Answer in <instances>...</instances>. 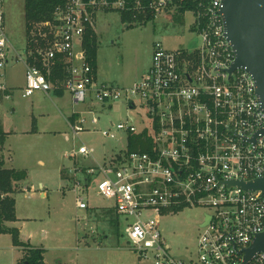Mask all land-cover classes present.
Listing matches in <instances>:
<instances>
[{
	"label": "built area",
	"instance_id": "obj_1",
	"mask_svg": "<svg viewBox=\"0 0 264 264\" xmlns=\"http://www.w3.org/2000/svg\"><path fill=\"white\" fill-rule=\"evenodd\" d=\"M6 1L15 0H0V93L10 97L6 67L15 60L26 68L24 97L64 91L73 105H81V110H73L74 137L90 133L89 124L99 123L94 107L121 102L131 109L139 104L145 111L141 128L132 119L116 125L110 121L102 135L119 142L124 138L125 146L103 162L96 160L92 167L78 163V157L96 159V149L74 147L75 167L69 179L77 207L87 213L92 189L112 201L116 218H122V234L153 264H187L170 253L162 219L166 213L201 207L205 217L200 223L198 263L190 259L189 264L243 262L241 250L264 232V194L227 182L264 178V109L251 72L232 68L236 55L225 36L223 1L16 0L52 4L50 16L26 17L21 48L7 31ZM110 11L129 15L124 21L128 25L145 23L149 15L155 19L161 14L172 18L188 14L193 20L190 30L200 41L192 49L178 50L156 42L150 66L139 81L126 87L102 82L88 57L85 38L90 29L96 31L98 15ZM146 129L151 149L129 151V135ZM77 220H84L83 215ZM247 264H264V252Z\"/></svg>",
	"mask_w": 264,
	"mask_h": 264
},
{
	"label": "rangeland",
	"instance_id": "obj_2",
	"mask_svg": "<svg viewBox=\"0 0 264 264\" xmlns=\"http://www.w3.org/2000/svg\"><path fill=\"white\" fill-rule=\"evenodd\" d=\"M4 11L8 34L21 48L27 23L25 4L6 1ZM96 22L97 76L100 81L122 87L143 77L156 42H162L166 49L178 50L192 49L200 41L190 30L193 20L188 14L173 18L161 14L148 22L129 26L122 21L119 11H110L100 13ZM25 73L23 63L11 60L6 67L10 97L0 93V136H5L0 155L4 156L5 167L25 170L28 174L21 189L14 193L17 220L7 224L19 229L23 241L44 248L47 264H153L151 257L142 258L136 253L122 234V218H116L108 209L113 202L97 196L92 189L88 201L94 208L87 210L86 215L76 205L69 179V171L75 167L71 157L75 146H92L96 149V160L103 162L105 155L109 158L124 148L125 139L119 142L106 138L102 131L108 130L110 121L116 125L127 119L141 128L144 109L139 104L131 109L121 102L108 108L94 107L99 123L89 124L90 133L74 137L67 117L73 110H81V105H73L67 92L61 97L53 91L49 94L39 91L24 97ZM91 116L88 115L89 120ZM76 159L88 167L95 164L93 158ZM43 190L47 193L44 197ZM204 212L201 207H186L164 214L162 234L173 256L186 255L198 263L197 243ZM82 215L84 220L79 222L77 218ZM19 258L20 251L15 248L12 235L0 234V264H17Z\"/></svg>",
	"mask_w": 264,
	"mask_h": 264
},
{
	"label": "water",
	"instance_id": "obj_3",
	"mask_svg": "<svg viewBox=\"0 0 264 264\" xmlns=\"http://www.w3.org/2000/svg\"><path fill=\"white\" fill-rule=\"evenodd\" d=\"M222 1L225 36L233 45L236 55L232 68L243 67L251 72L264 109V0ZM227 184L230 187L239 185L245 190H261L264 194V178H256L253 181L235 179ZM209 220L210 216L201 225H205ZM241 251L244 252V261L240 264H247L257 253L264 252V232L256 235L253 242ZM178 258L187 264L190 263V258L186 255Z\"/></svg>",
	"mask_w": 264,
	"mask_h": 264
},
{
	"label": "trees",
	"instance_id": "obj_4",
	"mask_svg": "<svg viewBox=\"0 0 264 264\" xmlns=\"http://www.w3.org/2000/svg\"><path fill=\"white\" fill-rule=\"evenodd\" d=\"M26 17L30 19H44L50 16L52 4L48 1H27L26 3ZM184 7L181 8L183 11ZM153 16L149 15L145 22L153 20ZM129 21L130 16L122 14V21ZM142 20V17L139 18ZM129 26H134L130 24ZM86 47L88 48V57L94 67L98 66V40L95 30L90 29L85 38ZM57 73V72H56ZM5 136H0V144L4 143ZM152 139L149 136V131L146 129L141 134L131 133L129 135L128 150H150ZM64 172H62L63 174ZM27 171L17 168L5 167V162L2 156H0V234L10 233L13 238L15 246L22 248L25 253V257L21 258L18 264H46L45 262V249L31 245L30 242H25L20 237V231L16 227H11L7 222H13L17 220L16 214V200L14 193L21 189V183L27 178ZM64 178L67 175L63 174ZM94 208V207H93ZM90 207V210H93ZM111 209L110 211H112ZM113 212V211H112ZM114 222V219H111Z\"/></svg>",
	"mask_w": 264,
	"mask_h": 264
},
{
	"label": "crops",
	"instance_id": "obj_5",
	"mask_svg": "<svg viewBox=\"0 0 264 264\" xmlns=\"http://www.w3.org/2000/svg\"><path fill=\"white\" fill-rule=\"evenodd\" d=\"M169 16V15H168ZM97 72H98V66H97ZM102 82H105V81H102ZM109 82V81H108ZM107 82V83H108ZM110 83H112V82H110ZM113 84V83H112ZM116 85V84H115ZM25 86V85H24ZM119 86V85H118ZM53 93L55 94V95H57V96H64V94H65V92L64 91H53ZM47 94H49V93H47ZM69 96V95H68ZM59 97V98H60ZM69 98H70V102H71V96H69ZM72 103V102H71ZM75 118H76V116L74 115V112L72 111L69 115H68V117H67V122L69 123V125H71V124H73V122L75 121ZM66 138L69 140V135H66ZM0 156H2V158L4 159V156L3 155H0ZM105 157H106V159L108 158L106 155H105ZM94 159V163H95V161H96V159L95 158H93ZM98 161V160H97ZM104 161V160H103ZM4 162H5V159H4ZM100 162V161H99ZM88 167V166H87ZM90 167V166H89ZM9 168V167H8ZM41 186H43L42 184H41ZM46 192L43 190L42 192H41V195L44 197V196H46ZM109 210H111L112 208H108ZM113 211V210H112ZM105 237L106 238H109V237H107L106 235H105ZM26 242V241H25ZM15 248L17 249V250H19L20 251V258L18 259V262H19V260L22 258V255H23V253H24V251L22 250V248H20V247H17V246H15ZM18 262H17V264H18ZM46 262V261H45ZM62 263V262H61ZM60 263V264H61ZM47 264V263H46ZM63 264H66V263H63Z\"/></svg>",
	"mask_w": 264,
	"mask_h": 264
}]
</instances>
